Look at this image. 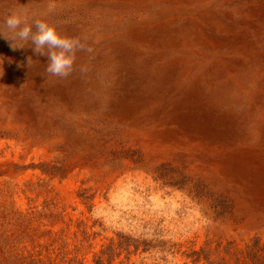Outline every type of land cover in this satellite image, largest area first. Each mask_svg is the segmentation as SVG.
I'll use <instances>...</instances> for the list:
<instances>
[{
    "label": "rangeland",
    "instance_id": "374dc122",
    "mask_svg": "<svg viewBox=\"0 0 264 264\" xmlns=\"http://www.w3.org/2000/svg\"><path fill=\"white\" fill-rule=\"evenodd\" d=\"M122 1L0 0V264H264V206L243 208V174L212 166L244 145L247 125L253 155L264 159V137L245 117L264 81L244 101H222L240 121L234 140L201 143L181 125L175 134H184L170 137L164 96L185 99L191 85L176 77L156 85L155 59L170 52L140 48L137 58L124 33L158 22L161 6ZM252 6L264 28V0ZM13 10L79 38L68 76L47 73V56L4 26ZM237 31L259 43L254 30ZM238 160L256 168L251 154Z\"/></svg>",
    "mask_w": 264,
    "mask_h": 264
},
{
    "label": "bare ground",
    "instance_id": "6f19581e",
    "mask_svg": "<svg viewBox=\"0 0 264 264\" xmlns=\"http://www.w3.org/2000/svg\"><path fill=\"white\" fill-rule=\"evenodd\" d=\"M225 1V6L222 4V7L219 3L216 7H209L211 0L122 1L126 5L135 7H147L150 4L161 6L158 22L137 25L124 33L137 45L133 48L137 58L140 57V48L153 47L159 52H170L169 56L157 55L155 59L156 62H163L160 68L162 72L157 74L156 85L162 88L170 80L172 82L173 77L177 78L180 86H183L181 81H185L187 87L191 85L189 96L185 99L182 93L175 96L172 90L169 92L171 97L164 96L166 100H169L164 110L167 115L166 125L170 127L169 131H174L170 137L178 138L179 133L184 134V131L175 134L177 130L174 128L181 125L182 130L184 129L191 139L196 138L200 132L201 137L198 140L201 143L206 142L207 138L214 139V141H208L214 143L215 139L222 138V135L234 140L237 138L240 121L238 117L235 120L234 113L225 111L222 101L230 96V99L244 101L249 95H254L253 88L260 84V81H264V50L258 47V44L264 41V28L259 27L255 20H252L256 15V8L252 6L253 0H248L247 4L241 0ZM231 2H237V5H231ZM241 4L248 8L243 6L242 8ZM237 29L242 31L246 29L249 34L251 30H254L260 35L259 43L256 44L255 41L250 43L252 40H249L245 44L243 37L236 38ZM244 33L245 31L242 34ZM170 35L171 39H168ZM175 53H177L176 56ZM141 70L143 73L146 71L143 68ZM262 85L263 87L257 93L259 102L253 101L249 112L245 114L247 123L257 125L256 133L261 138L264 137V97H262L264 83ZM216 86L222 87L216 89ZM133 96L139 97V91ZM246 127L249 130L246 132L245 139L242 140L244 145L231 150L229 161L228 158L222 160L216 156L215 165L212 164L216 172H220L221 175L226 174L228 177L236 178L237 173L243 174L238 177L237 189L240 196H246L243 201H240L243 208H247L254 200L264 206V159L253 155L256 150L253 149L251 140L254 139L252 131L255 130L250 125ZM262 145L264 149V140ZM250 154L256 168H250L251 165L245 161L241 163L243 158L237 161L240 155H245L248 160ZM231 161L238 162L234 169L229 164ZM248 176L255 179V182H252ZM259 184L261 185L258 186Z\"/></svg>",
    "mask_w": 264,
    "mask_h": 264
},
{
    "label": "clouds",
    "instance_id": "9594fccd",
    "mask_svg": "<svg viewBox=\"0 0 264 264\" xmlns=\"http://www.w3.org/2000/svg\"><path fill=\"white\" fill-rule=\"evenodd\" d=\"M3 24L20 41H30L34 53L47 56V73L66 77L73 71L75 53L84 47L79 38L59 34L46 20L35 19L29 23L28 17L16 10L4 18Z\"/></svg>",
    "mask_w": 264,
    "mask_h": 264
}]
</instances>
